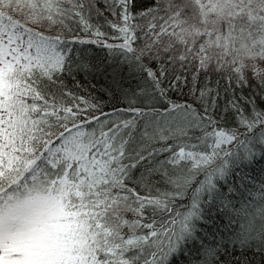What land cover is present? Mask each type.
<instances>
[{
	"label": "snow or ice",
	"instance_id": "snow-or-ice-1",
	"mask_svg": "<svg viewBox=\"0 0 264 264\" xmlns=\"http://www.w3.org/2000/svg\"><path fill=\"white\" fill-rule=\"evenodd\" d=\"M0 264H264V0H0Z\"/></svg>",
	"mask_w": 264,
	"mask_h": 264
},
{
	"label": "trees",
	"instance_id": "trees-1",
	"mask_svg": "<svg viewBox=\"0 0 264 264\" xmlns=\"http://www.w3.org/2000/svg\"><path fill=\"white\" fill-rule=\"evenodd\" d=\"M105 54H106V53H104V52H101V53H100V55H105Z\"/></svg>",
	"mask_w": 264,
	"mask_h": 264
}]
</instances>
